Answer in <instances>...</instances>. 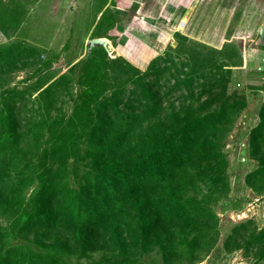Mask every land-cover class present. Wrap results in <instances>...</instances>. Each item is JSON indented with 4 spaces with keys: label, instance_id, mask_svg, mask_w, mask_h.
I'll list each match as a JSON object with an SVG mask.
<instances>
[{
    "label": "rangeland",
    "instance_id": "1",
    "mask_svg": "<svg viewBox=\"0 0 264 264\" xmlns=\"http://www.w3.org/2000/svg\"><path fill=\"white\" fill-rule=\"evenodd\" d=\"M103 36L110 39H106V58L124 60L140 72L137 77L152 59H166L159 66L166 65L168 70L156 81L162 92L175 73L180 78L196 77L218 65L230 70L228 93L238 90L246 97V105L222 148L228 191L204 201L218 218L217 242L194 264H264L260 252L246 246L243 238L237 250L228 253L222 249L235 226L251 222L247 234L264 228V190L257 193L245 184V176L258 167L250 156L248 134L258 124L263 103L264 0H0V108L13 91L23 94V106L15 103L22 117L20 140L11 151L0 154V165L6 169V175L0 177V240L10 247L48 253L57 264H98L111 252L103 248L81 251L59 229L19 231L23 214L33 210L32 198L39 187L34 178L56 168L51 158L56 130L62 132L66 145L73 143L77 148L59 182L77 189L84 182L83 176H93L91 151L97 149L96 140L90 139L88 129L79 135L80 125L86 122L79 108L84 90L97 81L90 78L91 73L87 76L84 67L91 50L88 41ZM111 72L104 81L107 90L90 105L94 123L99 122L97 115L115 123L124 121L130 106L134 107L131 112H137L139 87L125 81L127 77L120 72ZM141 78L142 82L153 79ZM172 83L170 79L169 86ZM43 89L47 94L38 99ZM174 93L165 97L152 122L165 120L186 104ZM111 99L120 102L117 107L121 113H114ZM145 127L146 123L142 129ZM42 161L44 165L35 166ZM200 187V193L188 190L186 197L201 202L206 191ZM159 252L155 243L140 260L160 264Z\"/></svg>",
    "mask_w": 264,
    "mask_h": 264
},
{
    "label": "trees",
    "instance_id": "2",
    "mask_svg": "<svg viewBox=\"0 0 264 264\" xmlns=\"http://www.w3.org/2000/svg\"><path fill=\"white\" fill-rule=\"evenodd\" d=\"M105 15L106 12L102 13ZM103 38L110 40L107 36ZM165 61L160 57L152 59L137 77L140 72L124 60H108L102 46L91 48L84 67L87 76L91 73L90 78L97 81L84 90L79 111L86 122L80 125L79 135L88 129L90 139L96 140L97 149L91 151L93 176L91 179L83 176L84 182L77 189L59 182L68 158L76 156L77 148L73 143L66 145L61 139L62 132L56 130L51 156L56 168L46 169L34 178L39 187L32 198L33 210L23 214L19 231L29 232L34 227L48 232L59 229L81 251L110 250L98 264H147L140 260L141 255L155 243L160 249V264H194L207 256L217 242L218 218L204 201L228 191L227 161L222 148L237 115L246 105V97L238 90L228 93L230 70L223 69L225 65L196 77L180 78L178 73L172 74L164 84L166 92H162L163 87L157 86L156 81L168 70L166 65L159 66ZM168 61L171 62L169 58ZM108 71L112 75H120L114 71L120 72L127 77L125 81L139 87L137 112H131L134 107L130 106L129 112L123 114L124 121L115 123L97 115L99 122L94 123L89 108L107 90L104 81ZM146 76L153 79L142 82L141 77ZM170 79H173L171 86ZM260 90L263 103L258 111V124L248 134L250 156L258 167L245 176V184L257 193L264 190V87ZM172 93L186 104L169 113L165 120L152 122L162 109V101ZM46 94L43 89L37 97ZM22 101L23 94L13 91L0 108V154L11 151L20 140L22 117L15 103L23 106ZM110 103L115 114L121 113L117 107L120 102L111 99ZM144 123L147 127L142 129ZM46 158L42 156L45 162ZM44 161L35 166L41 167ZM4 175L5 166L0 165V177ZM200 184L206 191L202 201L187 198L188 190L194 194L201 192ZM14 198L17 200L15 195ZM250 224L235 226L225 237L222 249L228 253L237 250L239 239L243 238L246 246L256 248L259 257L264 258V228L247 234ZM56 262L48 253L10 247L0 240V264Z\"/></svg>",
    "mask_w": 264,
    "mask_h": 264
},
{
    "label": "water",
    "instance_id": "3",
    "mask_svg": "<svg viewBox=\"0 0 264 264\" xmlns=\"http://www.w3.org/2000/svg\"><path fill=\"white\" fill-rule=\"evenodd\" d=\"M95 45H100L103 47L104 50H107V44H106L104 38H97V39H92V40L88 41V48L89 49H91ZM172 45L174 46L175 43H173Z\"/></svg>",
    "mask_w": 264,
    "mask_h": 264
},
{
    "label": "bare ground",
    "instance_id": "4",
    "mask_svg": "<svg viewBox=\"0 0 264 264\" xmlns=\"http://www.w3.org/2000/svg\"><path fill=\"white\" fill-rule=\"evenodd\" d=\"M105 42H106V39H105ZM106 44H107V42H106ZM108 45V44H107Z\"/></svg>",
    "mask_w": 264,
    "mask_h": 264
}]
</instances>
